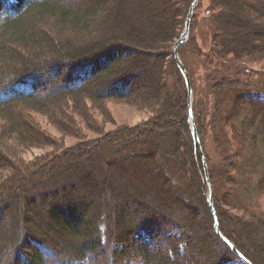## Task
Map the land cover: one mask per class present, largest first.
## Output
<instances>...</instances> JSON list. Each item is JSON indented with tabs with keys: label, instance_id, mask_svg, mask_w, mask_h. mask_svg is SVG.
Masks as SVG:
<instances>
[{
	"label": "trees",
	"instance_id": "trees-1",
	"mask_svg": "<svg viewBox=\"0 0 264 264\" xmlns=\"http://www.w3.org/2000/svg\"><path fill=\"white\" fill-rule=\"evenodd\" d=\"M64 1L0 0V61L5 64L0 67V176L8 171L0 177V264H132L134 259L195 264L188 253L198 242V229H206L217 244L206 264L238 260L215 230L203 160L189 127L188 89L172 53L194 0H87L83 15ZM203 6L199 0L179 55L193 85V112L214 205L222 233L254 264H264V216L249 209L238 212L222 203L217 192L219 180L233 193L252 186L245 175L235 179L240 167L229 149L237 144V133L225 126L226 131L214 129V147L224 151L217 157L221 167L215 168L186 61L192 54L199 56L216 104L221 105L227 92L240 101L255 71L250 65L264 64V0H209L202 38L210 42L202 48L194 31ZM52 18L43 24L52 25L47 34L33 30ZM54 39H63V55L38 64L42 57L51 58ZM80 40L88 42L72 54L77 57H68L71 43ZM10 55L21 61L6 70ZM82 99L92 106L112 99L134 102L153 115L138 126L88 138L84 146L52 142L58 152L46 155L43 164L9 167L7 159H18V149L50 141L26 111L52 117L63 127L68 120L77 126L74 115L86 116ZM238 109L240 132L249 133L251 150L264 161L260 112ZM168 124L176 125V133L164 130ZM250 155L253 162L247 166L258 168Z\"/></svg>",
	"mask_w": 264,
	"mask_h": 264
},
{
	"label": "rangeland",
	"instance_id": "rangeland-1",
	"mask_svg": "<svg viewBox=\"0 0 264 264\" xmlns=\"http://www.w3.org/2000/svg\"><path fill=\"white\" fill-rule=\"evenodd\" d=\"M85 1L87 2V0H65L64 3L65 4L69 3L66 5L70 6L71 9L73 8L75 14L83 15L85 13V6H86ZM207 6H209V0H204V6L200 9L201 14L199 17V29H197V31L196 30L194 31L198 38L197 40L198 46L202 48L206 47V45L209 44L210 42L208 40L209 38H205V39L202 38V33H203L202 28L204 26V23L202 22V17L204 15L203 13L206 10ZM85 19L88 20L87 18ZM50 20L54 21L55 19L52 18L47 21L45 20L44 22L39 24L40 27L38 25L37 27H35L36 29H33V30L35 31L44 30L43 33L46 32L45 34H47L49 30H51L52 25H43V24L48 23ZM98 27L100 26H97V29H99ZM131 28L132 27L128 29H131ZM57 41H55L54 39L52 46H50L49 48V51L51 53L50 54L51 58H48L47 56L46 58L42 57L43 60L39 59L38 64L47 61V59L57 60L56 57L53 56L55 54L63 55L62 52L66 50L63 45V39H62V43H59V41L58 42ZM87 42L88 41L84 42L81 40L78 43L72 42L71 47L73 49L70 50L69 52L70 55L68 57H73V58L77 57V56H73L72 54L73 53L76 55L79 54L81 52V50L78 51L80 44H84ZM9 57H10V64L12 65L10 64L9 66L7 65L6 68L8 69L6 70L12 69L13 67L15 68L17 65H19L21 61V59H19L21 57L15 58L14 55L12 56L13 58H11V55ZM192 57L187 56L186 61H187L188 67L190 68L193 74L195 91L198 93V103H197L198 104V115L200 116L199 119L201 120L203 124L202 126L203 131H204L203 139H205V146L209 150L213 164L215 165V168L221 167L219 165L220 160L217 157H218V154L224 153V151L223 152L221 151L222 149L218 147H214V144H216L213 140L214 139V136H213L214 129L217 132V131H220V129L222 130L224 129L223 131H226V128L227 130H230L232 128L234 129L235 133H237L238 137H237V144L234 143V148L229 149L230 150L229 152L235 155L234 156L235 160L233 161L238 163L239 164L238 167H240V168H236V171L234 173L236 174L235 179L244 178L243 176L245 175L246 180L252 183L251 187L248 185H247L248 187L242 186V188L244 187L243 188L244 191L247 192L244 195L242 192H240L242 188L237 191L235 190L233 193V191L229 187H226V186L224 187L223 183L220 184V180H219L217 181L218 183L217 192L220 191L219 194L222 198V203L227 204L228 206L230 205V206L236 207L237 209H239L238 212H241V210L245 211L244 209H249V210H254L260 216H264V178H261V170L262 168H264L263 156L257 153L254 154V151L251 150L249 133H246L245 135V132H244V135H243L240 132L241 130H240L239 124H241L242 121L241 119L239 120L238 118V111H239L238 107H242L243 114H245V112L251 114L253 111H255L254 109H256L257 111L260 112L261 118L264 121V64L250 65V69H253L255 71L250 73V77H249L250 87L242 90L245 93L248 92V94L246 93L247 95L243 94L241 96L240 101H238L237 98L233 97L232 93L227 92L223 95V101L221 105L220 104L218 105L216 104L214 100L216 98L215 92L210 90V85L207 81L205 70L204 68H202V64H201V60L199 56L195 57L192 54ZM4 58L3 60H6L7 57H4ZM62 58L63 57H60L58 59L64 60ZM11 59H14V62L11 63ZM2 65L5 67V64H3L2 61H0V67ZM49 73H51V71H49ZM3 79H4V76L0 72V82ZM42 88L46 89V85L41 87L40 89L41 92L44 90ZM82 101H83V104L84 105L86 104L87 106L86 116L82 118L80 114L79 115L76 114V116L74 115V120L76 121L74 124L77 126L72 125V121L68 120V123L66 122L68 126L67 127L65 126L66 129L65 127H63V125L55 124L53 122L52 117H48L47 115L39 113V112L26 111L25 112L26 117L35 118V120L39 123L41 129L46 130V132L48 133L47 137L49 138L50 141L46 144H40V145L34 144V145L27 146L26 149L22 148V150L18 149L17 151L15 150L16 152L13 151L15 155L19 156V158L14 160L11 157H9L7 159V160H10L9 167L21 166L19 168H31V166H36V165H39L40 163L43 164L44 163L43 161L46 160V157H45L46 155H48L49 157L50 154L55 155V153L58 152V149H55L52 147L53 146L52 142L62 144V146H65V147H69V146L72 147V146L77 145L80 142H83L82 145L84 146L86 145L84 143H87L85 140L88 138L92 139V138L101 137L102 133L106 131L109 132V131L115 130L121 126H138L140 124L149 122L153 115L152 110L146 107H143V106L141 107L134 102L112 99V100L103 101L97 106H92L88 100L82 99ZM179 105L180 104L177 103L175 108H177ZM214 115H216L215 122L213 118ZM248 118H247V121H250L251 117L249 116ZM251 121L253 122V120ZM175 126H176L175 124L172 126L170 124L165 125L164 130H168L169 132L173 131L174 133H176ZM160 130L162 132V129ZM250 153L255 156L254 160H257L255 161V163L258 165V168H249L247 166L248 164H250V161L253 162V157L250 155ZM98 160L99 159L96 158V162ZM46 167L48 166L47 165L44 166L43 170L46 169ZM259 168H261V170ZM263 173H264V169H263ZM216 175H217V172H216ZM6 176H8V171H5V173H2L0 177L4 179ZM21 178L17 179L16 181L21 180ZM224 178L225 176L222 175L221 179L223 180ZM219 184L222 187H220ZM227 194H230V196H228ZM16 195H19V193H16L14 196ZM243 195L244 197H242ZM11 235H13V233H11ZM195 237H198V242L197 244H194L192 252L191 253L189 252L188 254L189 255L192 254L195 264H206V259L208 258L207 256H210V254L212 255L214 252L213 250H217V244L215 243L214 240H212L210 234H208L206 229L205 230L198 229L195 232ZM131 263L132 264H145L139 259L138 260L134 259ZM226 264H243V263L241 262L240 259H238L234 261L231 260L227 262Z\"/></svg>",
	"mask_w": 264,
	"mask_h": 264
},
{
	"label": "water",
	"instance_id": "water-1",
	"mask_svg": "<svg viewBox=\"0 0 264 264\" xmlns=\"http://www.w3.org/2000/svg\"><path fill=\"white\" fill-rule=\"evenodd\" d=\"M198 2H199V0H194L192 2V5H191V7L189 9V12H188V15L186 17L184 30H183L180 38L175 42V45H174L172 53H173V57L175 59V62L177 64L179 70L181 71L184 79H185V82H186V85H187V89H188L189 127H190V131H191V134H192V138H193L195 147L198 149V151H199V153H200V155L202 157V160H203L206 181H207L208 189H209V191H208V204H209L210 210L212 212V215L214 217V221H215L214 225H215L216 233L223 240V242L233 251V253L235 255H237V257L241 260V262L243 264H254L242 252H240L236 248L234 243H232V241H230L222 233V231L220 229L218 214H217V210H216L215 205H214V192H213L212 183L210 181L208 163H207V160H206V157H205V154H204V150H203L200 134H199V131H198L195 115H194V112H193V87H192V81H191L190 74H189L184 62L182 61V59H181V57L179 55V48H180L181 44H183L188 39V37L190 35L193 14H194L196 6L198 5Z\"/></svg>",
	"mask_w": 264,
	"mask_h": 264
}]
</instances>
